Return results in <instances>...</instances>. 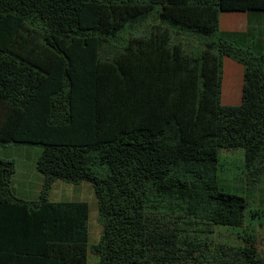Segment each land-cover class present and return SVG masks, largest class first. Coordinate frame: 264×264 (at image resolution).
Listing matches in <instances>:
<instances>
[{
    "label": "trees",
    "instance_id": "16d2710c",
    "mask_svg": "<svg viewBox=\"0 0 264 264\" xmlns=\"http://www.w3.org/2000/svg\"><path fill=\"white\" fill-rule=\"evenodd\" d=\"M225 12L264 16V0H0V149L40 147L42 177L24 201L0 158V264H264L248 240H207L248 212L219 187L220 149H242L252 183L264 162V132L233 122L264 116V44L221 32ZM224 57L240 107L221 104ZM55 181L91 186L94 244L89 205L49 201Z\"/></svg>",
    "mask_w": 264,
    "mask_h": 264
},
{
    "label": "rangeland",
    "instance_id": "374dc122",
    "mask_svg": "<svg viewBox=\"0 0 264 264\" xmlns=\"http://www.w3.org/2000/svg\"><path fill=\"white\" fill-rule=\"evenodd\" d=\"M255 20V24H259V29L264 27V22L259 19ZM146 29L149 30V20L144 23ZM258 30V29H257ZM264 32V29H260ZM264 36V33L261 34ZM179 40H184L187 47L195 45V40L182 36L175 37ZM223 72V71H222ZM241 85L243 86V72L241 77ZM242 91V89H241ZM225 107L236 108L241 105V94L239 101L236 103L222 104ZM255 116V118H253ZM257 121V122H256ZM260 121V122H259ZM234 135L239 134L241 129H252L257 132H264V116L260 117V114H252V116H245V113H236L234 116ZM242 130V131H243ZM40 147L26 144H6L0 149V158L11 160L14 164L15 173L12 177L11 188L13 194L21 199L30 200L36 199L39 182L37 177L41 175L35 169V163L40 153ZM243 153L242 149H220L219 162H218V182L219 187L227 192L237 193L242 195L247 200L248 212L245 218V222L241 228H228L221 226H214L212 233L208 234L207 240L212 244H228V245H240L245 240L252 242L259 254L264 252V162L262 165V175L257 183L250 182L249 173L242 165ZM27 178V179H26ZM31 187L25 188L23 185ZM32 181V182H31ZM22 182V184H21ZM54 185L63 186L65 192L62 197L54 189L49 192L50 197L61 198V200H77L84 201L90 204L89 208V240L94 244L99 236L100 224L97 219V207L93 196L91 186L84 182L81 186L73 184H67L57 181ZM69 193L67 194V192ZM58 200V199H57Z\"/></svg>",
    "mask_w": 264,
    "mask_h": 264
},
{
    "label": "crops",
    "instance_id": "0c3cea01",
    "mask_svg": "<svg viewBox=\"0 0 264 264\" xmlns=\"http://www.w3.org/2000/svg\"><path fill=\"white\" fill-rule=\"evenodd\" d=\"M262 16V17H260ZM254 17H260L262 22H264V16L263 15H253V14H247V13H243V12H225V13H221L220 14V18H219V29L221 32H227V33H239L241 35H249V32L254 29V28H258V32H260L261 34H263L264 32H261L260 29H264V27L259 29V24H255V18ZM257 21V19H256ZM258 41L259 44H264V36H259L258 37ZM242 72H243V68L242 66L227 58L224 57L223 58V72H222V82H221V95H220V100H221V104H230V103H236L239 101V97L241 94V89H242V85H241V77H242ZM37 177V182L40 183V185L38 184L37 186V191L36 195L38 197L39 191H40V187H41V180L42 177ZM27 179V178H26ZM12 181V179H11ZM28 182V181H27ZM32 182V181H31ZM57 182V181H55ZM53 183L51 186V189H54V185L56 183ZM25 183V182H24ZM23 185L25 188H29L31 187V184L28 182V185ZM22 184V182H21ZM82 183L76 185V186H81ZM12 189V188H11ZM50 189V191H51ZM55 191H57V193L59 194V197H62L63 192H65L66 190H64L63 186L57 185V187H55ZM31 190L34 192V189L31 187ZM66 193V192H65ZM69 193V191L67 192V194ZM50 194V193H49ZM56 198L54 196L50 197L49 195V201L51 202H75L77 200H61V198ZM58 199V200H57ZM24 200V199H22ZM37 200L36 199H30V200H24L27 202H35ZM92 201H95L92 200ZM77 202H84V201H77ZM88 204V203H87ZM90 205V204H88ZM90 208V206H89ZM88 226H89V222H88ZM90 241V240H89Z\"/></svg>",
    "mask_w": 264,
    "mask_h": 264
}]
</instances>
